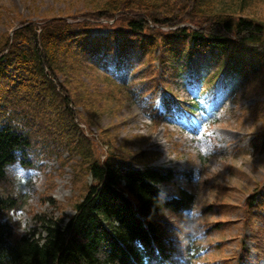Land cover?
<instances>
[{
    "label": "rangeland",
    "instance_id": "rangeland-1",
    "mask_svg": "<svg viewBox=\"0 0 264 264\" xmlns=\"http://www.w3.org/2000/svg\"><path fill=\"white\" fill-rule=\"evenodd\" d=\"M166 2L183 4L181 0H0V38L22 22L39 25L54 17L92 24L87 40H104L112 48L109 54L102 49L96 53L106 62L104 69L90 61L95 53H85L83 68L70 59L71 67L64 68L65 75L59 74V79L69 96L78 99L74 111L79 117L74 122L90 140L93 157L134 168L170 170L175 177L171 183L157 185L160 193L170 197L185 189L195 195L189 212L162 216L175 264H264V63L256 62L255 57L264 46L235 43L230 47L241 71L228 69V62L217 51L195 52L191 57L183 53L172 60L163 59L162 51L137 57L131 54L135 63L129 69L128 50L126 69L114 71L120 79L111 73L118 63L114 56L118 42L130 44L135 38L126 33L110 43L107 25L124 13L144 18L147 30L168 33L173 28L151 21L162 16ZM240 3L211 0L205 10L230 13ZM123 7L130 10L125 12ZM100 11L116 13L109 21L99 19ZM239 16L264 25V0H248ZM180 19L183 24L176 28L196 27ZM148 34L142 36L148 39ZM190 45L179 40L171 47ZM245 64L247 73L242 70ZM32 105L27 113L35 119L29 125L35 134L42 122L49 125L50 117L45 118L44 113L51 110L42 102L38 113V103ZM151 114L157 120L152 121ZM35 149V156L30 154L33 166L14 165L23 169L22 178L10 175L11 186L0 185V192L4 186L21 202L15 210H22L18 215L27 221L25 231H20L19 219L11 220L10 212L3 216L18 236L40 232L39 216L66 222L93 183L75 164L78 157L73 158L64 148L55 144ZM148 152L152 154L145 158ZM33 177L38 181L33 182Z\"/></svg>",
    "mask_w": 264,
    "mask_h": 264
},
{
    "label": "trees",
    "instance_id": "trees-1",
    "mask_svg": "<svg viewBox=\"0 0 264 264\" xmlns=\"http://www.w3.org/2000/svg\"><path fill=\"white\" fill-rule=\"evenodd\" d=\"M181 1L183 4L179 6L166 2L162 16L151 18L159 27L173 28L168 33L158 32L157 28L147 30L144 18L124 13L116 17L112 25H107L111 28L110 43L126 33L135 38V42L129 40L130 44L124 40L118 42L114 52L118 63L111 72L114 77L119 78L115 70L126 69L124 56L128 50L132 62L129 69L135 63L131 54L137 57L162 51L163 59L172 60L183 53L191 57L195 52L217 51L228 62V69L240 68L241 71L230 47L235 43L242 47L264 46V25L239 16L248 0H241L238 10L230 13H208L205 9L209 8L211 0ZM123 8L125 12L130 10ZM114 13L100 11L97 15L99 19L111 21ZM180 18L193 22L196 27L176 28L183 24ZM162 19L165 23H159ZM92 27L85 20L69 23L64 18L54 17L39 25L22 22L12 33L0 38V185L11 186L6 170L9 165L33 166L30 154L35 156V147L49 148L55 144L73 158L78 157L75 164L88 173L93 182L74 205V214L66 222L61 218L39 216L40 232L34 230L20 236L16 235L12 224L2 219L10 210L19 208L21 202L17 203L18 198L2 186L0 264H175L171 253L173 244L167 238L162 216L166 212L178 215L190 211L195 205V195L178 189L175 196L163 197L157 185L172 182L175 175L170 170L134 168L94 158L90 140L74 122L79 117L74 111L78 99L71 98L60 83L59 74L64 76V68L71 67L70 59L83 68L81 61L85 53L92 56L95 53L90 61L104 69L106 62L96 53L102 49L109 54L107 51L112 48L104 40H87ZM146 31L150 33L148 39L142 36ZM233 37L239 40L235 42ZM179 40L191 45L172 48L171 44ZM256 56V62L264 63V49ZM232 62L233 65H229ZM164 63L162 60V65ZM243 69L246 73L249 71L246 64ZM33 102L39 105L38 113L42 102L44 108L51 110L44 113L45 118L50 117L49 125L42 122L35 134L29 126L35 119L27 113ZM150 117L152 121L158 118L155 114ZM49 139L52 141L46 143ZM150 154L145 153L144 157Z\"/></svg>",
    "mask_w": 264,
    "mask_h": 264
},
{
    "label": "clouds",
    "instance_id": "clouds-1",
    "mask_svg": "<svg viewBox=\"0 0 264 264\" xmlns=\"http://www.w3.org/2000/svg\"><path fill=\"white\" fill-rule=\"evenodd\" d=\"M9 175H11L14 179L20 180L22 178V171L23 169L17 168L14 165H9L8 168L6 169ZM33 182L38 181V177H33ZM24 191H27V189H24ZM22 212L21 209L18 210H10L9 216L13 222H15L17 219L21 221V226H20V231H25L27 228V221L22 217L19 216L18 213ZM13 213H17V215H13ZM199 238V237H197Z\"/></svg>",
    "mask_w": 264,
    "mask_h": 264
}]
</instances>
